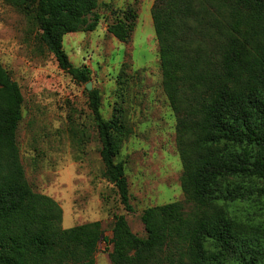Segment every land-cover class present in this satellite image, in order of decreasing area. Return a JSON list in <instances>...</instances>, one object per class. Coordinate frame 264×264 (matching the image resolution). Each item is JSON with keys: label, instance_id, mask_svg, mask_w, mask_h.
Returning a JSON list of instances; mask_svg holds the SVG:
<instances>
[{"label": "trees", "instance_id": "trees-1", "mask_svg": "<svg viewBox=\"0 0 264 264\" xmlns=\"http://www.w3.org/2000/svg\"><path fill=\"white\" fill-rule=\"evenodd\" d=\"M14 3L38 25L59 68L91 82L63 38L96 29L98 0ZM151 16L163 89L177 116L181 184L195 208H147L146 238L123 215L110 240L101 222L62 229V208L26 180L17 142L24 98L0 63V264H95L102 241L112 264H264V0H155ZM137 18L128 8L107 32L126 43ZM89 97L104 178L133 213L124 164L115 161L130 130L119 115L103 118L98 90Z\"/></svg>", "mask_w": 264, "mask_h": 264}, {"label": "rangeland", "instance_id": "rangeland-1", "mask_svg": "<svg viewBox=\"0 0 264 264\" xmlns=\"http://www.w3.org/2000/svg\"><path fill=\"white\" fill-rule=\"evenodd\" d=\"M155 0H98L99 23L92 32L65 35L63 47L75 67L87 66L92 89L101 95L105 120L121 116L130 130L116 162H122L134 212L120 203L104 178L89 90L62 71L40 41V30L14 0H0V63L19 85L24 103L18 148L33 191L62 208V229L101 222L106 240L115 217L123 215L140 238L147 208L172 202L191 212L184 193L177 145V116L163 89L158 42L151 10ZM128 8L138 18L128 42L107 32ZM111 246L102 241L95 264H112Z\"/></svg>", "mask_w": 264, "mask_h": 264}, {"label": "water", "instance_id": "water-1", "mask_svg": "<svg viewBox=\"0 0 264 264\" xmlns=\"http://www.w3.org/2000/svg\"><path fill=\"white\" fill-rule=\"evenodd\" d=\"M86 88H87L89 91H92V90H93V89H92V83H91V82L87 83Z\"/></svg>", "mask_w": 264, "mask_h": 264}]
</instances>
